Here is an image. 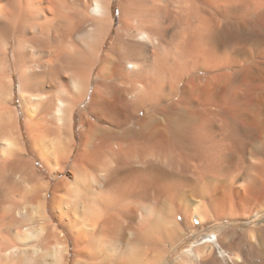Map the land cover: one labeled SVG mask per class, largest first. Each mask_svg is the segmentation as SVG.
<instances>
[{"label":"bare ground","instance_id":"obj_1","mask_svg":"<svg viewBox=\"0 0 264 264\" xmlns=\"http://www.w3.org/2000/svg\"><path fill=\"white\" fill-rule=\"evenodd\" d=\"M17 73L44 165L77 149L52 191ZM263 200L264 0H0V264H158L181 219ZM209 237L176 264H223Z\"/></svg>","mask_w":264,"mask_h":264},{"label":"rangeland","instance_id":"obj_2","mask_svg":"<svg viewBox=\"0 0 264 264\" xmlns=\"http://www.w3.org/2000/svg\"><path fill=\"white\" fill-rule=\"evenodd\" d=\"M115 11H117V5L115 6ZM15 78V102L13 101L11 106L12 108L16 107V109L13 108L16 113L18 111L17 117L19 121V133L21 134L22 145H25L27 151H25V157L27 159H34L39 168V174H42L40 178H44L43 180L51 182L50 190L52 191L53 186L59 179H62L70 174V169H72L71 166L77 149L69 161L64 173H62L59 177H55L50 172L49 168L44 165L45 163L39 158V154H36L37 152L34 150L33 139L31 138V128H29L31 125L27 118L25 107L22 106V97L19 91V73L16 74ZM89 102L90 96L76 110L74 131L78 142L80 141L82 130V127L80 126V116L87 111V105ZM259 205L263 206L259 207ZM199 213L198 216L196 215L192 218L191 223H187L185 220L181 219V234L175 244L167 243L159 246L155 245V249L157 248V251L160 249L162 252L161 259L158 264H169L174 262L176 264L179 259L185 255V252L192 249V247L207 243L206 240L210 238L209 234L211 233H218V235L222 237L224 241L222 242V246L224 247L226 254V257L223 258L222 255H218L215 251H212V260L215 261L218 256L221 258L220 260L223 264H264L261 244L263 241L261 236V227H264V200L258 205L251 204L240 208L236 207L235 209H231L225 213L220 209L217 210L215 206L210 205L207 208H203ZM55 222L57 221L55 220ZM60 227L68 233L64 226ZM252 231L257 235L254 239H251ZM69 238L72 248H74L73 239L70 234ZM134 247L139 250L144 248L142 244H136ZM135 252L137 251L135 250ZM76 256V252L72 251L73 262ZM237 257L239 258L237 259ZM73 262L71 264H73Z\"/></svg>","mask_w":264,"mask_h":264}]
</instances>
